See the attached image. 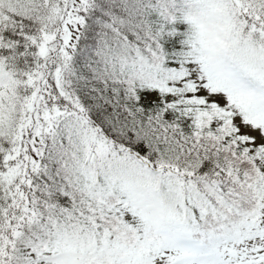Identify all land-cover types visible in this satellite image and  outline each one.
Listing matches in <instances>:
<instances>
[{"label":"snow or ice","instance_id":"6c2138e0","mask_svg":"<svg viewBox=\"0 0 264 264\" xmlns=\"http://www.w3.org/2000/svg\"><path fill=\"white\" fill-rule=\"evenodd\" d=\"M0 264H264V0H0Z\"/></svg>","mask_w":264,"mask_h":264}]
</instances>
